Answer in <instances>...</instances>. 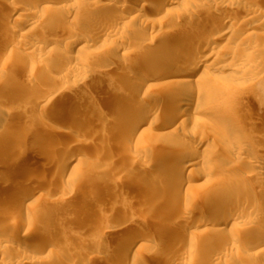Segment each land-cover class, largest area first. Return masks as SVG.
I'll return each mask as SVG.
<instances>
[{"label":"rangeland","instance_id":"obj_1","mask_svg":"<svg viewBox=\"0 0 264 264\" xmlns=\"http://www.w3.org/2000/svg\"><path fill=\"white\" fill-rule=\"evenodd\" d=\"M14 1L0 0L1 2L0 10L6 7L8 9L7 12H9L8 14L11 15V17H9L7 16V14H5L4 16H1V20H0L1 22L0 23V122H1L0 131L3 130L2 127L5 124L4 122H6L7 117L5 116H7L8 113H14L15 115H13V117H15L14 120L16 122L14 121L15 124L13 126L15 127L14 128L11 127L10 130L14 129V131L16 132L14 133V131L11 130L14 134L12 135L11 131L8 130L5 131L7 134L6 137L8 136L9 138L10 136V139L11 138L13 139L11 140L9 139V142L7 143L8 145L7 146L4 145L2 147L0 146L1 147L0 149L3 148L4 150L2 149V151H7L6 157L7 158L11 157V159L12 157L13 159H15L17 155L22 154L20 150L25 149L23 153H25L26 151L29 152V153L26 152V154L28 153L27 156L29 157L28 159L31 162L28 160L26 164L30 166L28 167L27 165V167L25 166L24 168H28L26 172L28 170L31 171L30 173H33L35 178L31 182L29 180L27 187L29 188V190L28 189L27 190L28 192L30 191L31 193L28 192L27 193L33 194L32 201H34L36 205L31 207L26 206L23 209L21 208L19 212L22 217L28 215L30 216L35 215L34 216L35 221H34V217L31 216L35 224L32 223L33 225L31 224L30 227L28 228L32 233L33 231L41 228L40 227L41 225L39 224L52 226L50 233L45 234L47 235L45 239L47 240L46 243L48 245L47 244L44 245L43 248L46 249L45 251L43 249V251L41 252L42 254H40L41 256L38 258L42 259L43 260V261L41 260L42 262H45L47 260L48 262L46 261V264L47 263L51 264L52 259L51 260L48 259L49 257H52L53 259L56 260L57 258L60 257L64 258L65 256L69 259L67 260L66 257H65L66 259L64 258L65 264H106V263L116 264L117 261L116 260L113 261V258H109L108 262L104 263L103 261L100 262V259L97 257H100L98 255H100L103 251L110 250L112 248H115L116 246H119V242L125 239L126 237H128L129 235L130 241L133 242L135 245L133 249V253H136L138 259L143 261V262L140 261L142 264L143 263L165 264L166 262L169 261L177 264H196L197 262L198 263L200 262L199 264H203V263L213 264L220 257L221 260H219L220 262L219 264H243V261L246 260L243 258L249 259L244 261L246 262L244 264H254L252 263L253 261H256L258 259L262 260L264 256V254H262L264 253V245L263 244L260 245V243L255 241L251 235L256 233V231L258 230V226H257L258 224H256V222L260 224L261 219H262L261 221H264L263 218L264 216L257 213L254 216L255 214L254 212H252L253 213L252 214L251 212L249 213L248 211L245 213L240 208L238 209L237 207L238 203L235 201L229 203L230 205L227 204L223 208V212H224L223 215L222 213L219 214L215 212L213 213L209 212L206 215L199 214L190 217L188 212L193 210L192 207L193 208L202 207V206L208 207L210 206V204L212 205V201L214 200L213 198L214 192H216V190L221 188L223 184H229L227 182L231 181L232 177L236 178L234 177L236 175H240L237 176L240 177L239 179L246 177V179L244 178L242 179L244 180L242 182L235 180L234 184L236 187L247 188L248 190H250L251 188L250 192L255 191L254 193L257 192L260 193V191L264 189L263 187L264 175L263 174L257 175L251 172L252 168L249 166L247 162L242 163L241 165L243 166L239 165V168L241 166L242 171L240 170L238 173L227 171V168L225 167H227V165L230 166V164H234L236 160L234 156L236 154L235 153L236 150L234 149L236 148L237 144L236 142H233L231 139L224 138L218 141L217 139H213L212 136L213 133L215 132L214 129L220 131V129L231 127L237 133H239L241 137H243L242 134L246 131L249 136L245 132L246 133L245 136L247 137L245 136L243 137L244 138L243 142L244 141L251 142L253 145V150L255 152V153L253 152L254 153L253 158L259 159V157L262 156L261 158L264 163V146H263L264 145L263 143L264 142V103H263L264 99L262 100L261 103L257 102L256 104L255 102L250 104L251 102L250 99L252 98V96L257 98L258 97L257 95L261 94L260 98L261 96L264 98V16H263L264 14L262 15L263 18L254 17V20L250 19L249 21L248 18L251 17H248V13H247L248 8L246 9V7L249 6L250 10L255 8L257 11L259 10L258 11L259 13L260 12L261 14L264 13V0H246V1L230 0L229 7L231 8H229L228 11L226 12H223V10L218 12V15H221L222 17H228L231 21L233 20L232 22L234 24L236 23L230 29L228 28L229 25L227 24L225 25L222 24L223 25L222 26L221 22L217 23L219 20H217L216 22V20L213 19L211 22L210 20L212 18H207L205 15L204 16L201 15L200 18L199 16L196 18L195 22L198 21L196 22L197 25L193 23L195 27L199 26L200 25L199 21L201 20H197V19H202L206 17V19H203L201 21V23L204 25H200V26L202 28H205V26L208 29L210 28L209 29L210 33L208 32L207 37L210 35L211 37L210 39L212 40V42H214V44L211 47V49L209 48L205 51V55L206 54L207 56L209 55V60H207L205 65L206 66L212 65V67L209 68L208 70V74L210 75V77H214L217 80L223 78L219 70L217 71L219 65L229 66V72H228L229 76L227 77V79H224L225 81L223 80L222 84L226 86L228 89H231L239 93L240 95L237 99V105H238L237 109L239 110V112L243 117L241 122L242 125L239 124L237 125L232 123L231 125L229 124L227 125L222 123L220 119L216 117L214 114V113H218V114L229 113L227 110L223 108V106H220L222 100L220 99L213 100L212 95H210V89L206 88L205 86H201L198 83V85L195 84L197 85L198 88L196 86H195L196 88L195 87L192 88L194 89V91H191L192 89L189 88V91L192 92L191 95L193 94L192 95L193 103L196 104L198 98L197 92L199 93L200 91L201 93L205 94V96H207V100H213V102L210 101V105L208 107L209 109L213 108V111L211 112L209 111L208 113L205 112V114L202 115V118H205L204 119L205 127L204 126L199 127L196 133L193 132L195 126H194V122H192L190 125H188V127H185V129H181L178 132H176L177 134L171 131L173 134H175L174 136L172 133H170V130L168 132V130L166 129L168 127L166 126V124L170 122L168 116H166L168 112L167 114L162 113L160 117H157L158 122L156 119L155 120L156 122H154L155 125L146 126L145 128L146 131L144 133L141 134L137 133L136 135H134L129 132L130 128L128 129V127H130L131 124L133 125V123L135 122L136 120L135 118L137 115L136 112H134L135 117H133L132 115L129 116V114L126 115V117H124L125 115L124 113H121V110L116 112L117 115L112 114L110 116L106 114L103 115L101 114L94 116L93 114H91V112L89 113L90 107H87V109L83 108L84 110L82 109L81 111L77 109V105L79 103L78 101H80L81 98L83 97L88 98L91 102L92 101L94 102L97 100L95 98L98 95H101L103 97H105V95H109V97L110 96L115 97L117 94H120V91L118 92L120 84L122 87H124L126 80L128 78H132L133 75L137 74L135 70L139 67L138 64L141 63L138 60L140 62L139 63L137 59L132 60L135 57L134 50L132 49L133 46L131 47L129 46V44L126 45V47L128 48H126L125 53L127 54V58L129 61L128 63L129 66L127 67V69L128 68L129 69L126 71L125 76L124 74L119 73V71H117L118 73L114 74L113 72H116L115 71L116 69H114L109 76L103 77V75L101 76L100 70L93 69L91 67H87L89 69L84 70L76 77L72 76L70 75V73H68L69 72L68 69L72 68L73 65H75V63L78 61L73 59L75 61L69 63V61L67 62V60H65L66 58L64 59L62 56L64 55V52H67L70 56L72 55L73 57H75L76 54L69 53L68 52L69 50L68 49L66 50V48L63 49V45H61L62 43L61 40H63L65 37L71 36L70 28L68 27L69 25L66 26L64 23V24H59L58 25L59 28L55 27L56 28L55 29L53 27V24L54 26L58 24L55 22L57 20H54L56 17L62 16L64 18L65 16L69 18L71 16L70 13L67 12L65 8H62V5L58 3V1L55 2L56 0H14ZM71 1L75 2V0H71ZM146 1L149 2L151 0H146ZM203 1L204 0L201 1L202 3L199 1L200 6L201 7L203 6L202 8H207V7L210 8L209 5H207V3L212 4L214 3L213 1L215 0L204 1L205 3ZM216 1L218 2L220 0H216ZM2 4L4 7H2ZM127 4L131 5L132 3L130 1H127ZM245 4L248 5L245 6ZM232 5H233V9H232ZM243 5L245 8L242 7ZM14 6L18 8L16 9L14 8ZM212 6L214 5L212 4ZM10 7L13 8L14 13L12 12V9ZM14 9H16V11H14ZM100 9L101 8L97 9L96 11L102 12V10ZM169 9H170L169 13L170 14L174 13V14L168 16L164 24L167 23H168L167 25L171 24L170 27L172 28V23L174 22V18H176L179 15V18H181L180 23L182 24V26L190 25L191 27H194V25H192V22H190L189 24V21L185 20L187 17V16L185 17V15H187L188 12H190L191 10L186 8L184 4L180 3L177 5H173ZM3 10L6 11L5 9ZM81 11L82 12L86 11V8L82 6ZM55 12H58L59 14ZM167 13L168 12L164 13L163 16H165ZM223 13H225V15ZM154 14L155 13H151L150 14L151 16L148 17V20L149 21L151 20L150 22L152 25L153 22L159 23L161 18L160 16ZM83 17H85V15ZM3 18L6 19L8 18V19L3 20ZM82 19L83 18H81V21L79 23L81 26L79 25V28L76 30V33H78L79 35H82L81 33L82 32L84 33L85 31V30L82 31L83 29L82 26L84 27V29H87L85 27L90 24L89 20L85 21L84 19L83 21ZM207 19L208 20L210 19L209 20L210 22H207L208 21ZM2 21H4V23H2ZM28 21L30 22L28 23ZM248 21L249 22L252 21L251 24ZM141 22L143 24L145 23L139 20L138 22L135 21V23L137 24H135L134 21H128V22L114 21L113 25L115 24L122 32L126 27H128L125 30L128 29L127 32L129 36L131 34L137 33V32L134 33V30L137 29L139 23L141 24ZM213 22L216 23L214 24ZM86 23L89 24L87 25ZM110 23L112 24V21ZM90 27L92 26L90 25L89 28ZM130 30L133 32L129 34V32H131ZM156 30L158 31V29ZM156 30L155 32L153 31L152 33L148 32L149 35L147 36L148 38H145L147 32L144 33L145 37L143 36L144 34L142 35V37L147 40L149 39V37H152V35L155 36L156 33H158ZM11 32L15 35H13ZM32 33L34 35H36L37 33L36 35L37 38H40L42 42L43 41L50 42L48 48L42 52L39 51L40 54L37 57L31 54L32 51H29L27 49H21V50L18 49V44L20 43V41L23 40L24 37L28 35H32ZM229 33L231 35L233 34L234 38ZM7 34L8 37H6L7 38L6 39L5 36ZM133 36L135 35H131V37ZM136 36H138V34ZM191 36L194 37L195 34L194 35L191 34ZM228 36L230 37V39ZM231 37L233 38L232 41H231L232 39ZM199 39L200 37L196 38V40ZM236 40H238V42ZM17 42L18 44H16ZM164 42H165L164 40L160 41L159 43L160 45L157 44V46L159 48L166 47L168 43L166 44ZM14 43L16 45H14ZM103 47H104V42L98 40L94 44L91 50V54L85 56L82 55L81 59H87L90 60L91 62L92 60L94 61V57L98 56L100 52L105 50ZM36 54L38 53L36 52ZM219 56L222 57V59L225 57V59L221 61V58ZM175 59H179L178 56ZM131 60L134 62L137 61L138 64L136 62L131 64L132 62ZM212 61H214L213 64H211ZM26 71L29 74L31 73V75L29 76V74L25 73ZM94 76H97L98 79H96V77ZM12 77L14 79L19 80V82H17V84L15 85V89L13 90L11 89L10 90L11 92H9V90L8 91L3 90L2 89L3 87L1 86L4 84V82L12 79ZM66 77L68 78L66 79ZM75 80H77L78 82H76ZM86 80L91 81L89 82V84H92L94 82L93 84L98 86V90L95 89L93 93L84 92L85 84L88 83V81ZM79 81H82L81 84H79ZM118 82L120 84H118ZM186 91L188 92V89ZM212 93L213 92H211V94ZM151 94L153 96H151ZM120 95H122V93ZM147 95H145V92L144 93L142 92L140 94V97H138V100L137 99L135 100L137 101V103H134L135 101H133L132 106L134 107L135 105H138L140 108L142 107L147 108L149 106L154 110L161 111L163 106L162 104L169 102V100L172 101L173 99L172 97L162 95L158 90L154 91L153 93L148 92ZM188 95H190V93ZM122 96L124 97V95ZM247 96L250 98H247ZM143 97L146 98L144 99ZM24 98H30V100L27 101H30L33 104V108L29 109V111L28 110L26 111L23 107V105L28 103ZM260 101L261 100H259V102ZM66 102H68L69 104L68 103L65 104ZM22 107L23 109L21 110L20 108ZM139 107L136 108L135 106L134 108L135 111L136 109H140ZM195 107H196L195 105L192 106V108L194 109ZM67 108L72 109L73 114L71 112L72 115L71 114L70 115L73 117V120L71 118L70 121H67L68 118H66L65 122L66 121L67 122L66 123L64 122V125L62 124L63 126L58 125L56 121L51 122L46 116L48 112L52 111V109L54 111L57 110L56 111L57 114L59 112H60L59 114L62 113L64 114V111ZM160 108L161 110H159ZM63 109L64 111H62ZM189 110L190 111L184 113L183 117H186L190 112H192V109ZM83 111L85 114H87L86 116L83 113ZM78 114H80L81 116ZM22 116L23 119H21ZM127 116H129L130 118ZM40 117L41 120L39 119ZM76 117H78L79 120L75 119ZM20 119H21L20 123L22 124L18 123ZM43 121H45V124H47V126L45 127L47 128V131L42 133L40 132L37 133V131L35 130L38 127V125L39 126L43 125L41 124V122L43 123ZM71 122L78 123L79 127H77L78 129L76 128L77 130V131L75 130L76 132L71 131L70 134L65 137H61L62 136L61 134L59 133L57 134V132H54V130H52L53 127L56 126L57 127L59 126L58 127L59 129L62 128L64 129L67 126H69ZM20 129L22 130L20 131ZM23 130L24 131L32 130V132L30 131L29 134L27 133L28 131L27 132L25 131L27 134L25 132L24 134H22ZM193 133L198 135V138L203 137L204 138L203 140H205L204 143L202 144L199 141L194 140L192 137ZM66 137H68V139ZM73 137H76V139L74 138L73 140ZM249 137L251 139H248ZM77 140H79V142ZM170 141L172 143H182L184 146H186L185 148L196 151L198 155H202L203 157L205 156L204 159L207 157L206 160H208V162L209 159L213 160L211 159L212 150L213 152L214 151L219 152L220 154L226 153L228 154L227 157H229V154L233 156L229 157L230 158L229 160L228 158L221 157V160L224 162L219 161L220 158L219 160L215 158L214 161H210V163L205 162L204 164L201 162L199 165L192 168L191 171H189V169H185L184 168L185 166L181 164V162L179 163L181 165L178 164L179 167L177 166V163H176V167L174 166L175 163H172L171 165H169L170 169L173 168L174 170H176V172L178 171L177 174L179 173L182 174V175L179 174L178 178L180 180L179 179L177 180L176 178L177 181L176 182L174 180L175 178L164 179L160 175V173L162 174L163 167H165L162 164L165 158L167 159V156H164L163 149L166 147L171 148V146L174 147V144H172ZM23 144L27 148L23 147ZM224 148L226 150H224ZM7 154L9 156H7ZM62 154L65 155L62 156ZM7 158L6 160L4 158H0V160L2 159L3 161V162L0 161V176L7 169L8 166L7 163H9V161L7 160H10V158L8 159ZM34 158L36 159L38 158V159L36 160ZM138 159L139 160L141 159L143 161L147 160L151 163L147 162L149 163V164L146 163L148 167L145 165V167L141 168L142 171L145 172L144 173L142 172L141 177L137 179L130 176V173L128 171L130 166L135 164V163L133 164L134 160L135 162H138ZM5 161H7V163ZM228 161H231L230 164ZM221 162H222V167L225 164L227 165H225L223 168L221 167L220 169L219 165L221 166ZM32 164L35 166H32ZM208 165L210 166V168L211 166L214 167L215 165L216 166L218 165L216 169L217 170L220 169V171L218 172V174L219 173L220 174L219 175L216 174L217 173L216 170L215 175L211 177L213 180V181L210 180L211 182L205 181L204 178L205 175L208 172H210L209 171L210 168ZM247 170L248 172L245 174L244 172ZM214 176H215V180H214ZM220 176H221V180H219ZM158 178L160 179V181ZM217 179L219 182L217 181ZM137 180H139V182ZM108 181L109 183H107ZM247 182L250 183V185ZM25 183L27 182L25 181ZM110 183L113 185L112 186L113 188H111ZM260 183H262V185ZM105 184L106 185L108 184L107 186L110 187L109 188L110 193H107V195L103 193V189L105 190L107 188L105 187ZM178 184H179V188L177 190H174L175 187L173 186L178 187ZM246 184L249 185V188L247 187L248 185ZM255 184H257V186ZM6 188L8 187L5 188L0 187V193H2L4 190H7ZM141 188L142 189L146 188V191H144L143 194L142 191L140 192ZM101 191L103 194L101 193ZM25 195L27 194L23 195L22 193L11 197H7V196L5 197H7L8 200H12L11 199L12 197L17 198ZM211 195L213 197H211ZM261 204L264 205L263 200L261 201ZM29 208L32 209L30 210ZM9 209L1 208L0 218L10 217L12 214ZM241 214L243 216L244 221H251V219L253 218L251 222L253 223L255 222L254 226L256 224V226L251 231L247 232L248 234L245 232V234H247L246 236L250 238L248 237L246 238L244 234L245 230L244 231L241 230V233H239V237L241 240H243L244 243L242 242L241 245H238V247L237 245L233 246L229 242L226 243V241L229 239V236H227L228 238L226 237L223 239L225 246H223L224 243L223 245L221 244L222 242L220 243L217 242L218 245H215L217 244L216 242H214L215 240L212 241L215 244H213L210 241L214 238V236H212L213 232L215 233L217 229L220 228L219 226H217L216 223L218 219L219 220L222 218L226 219V217L232 218V216L234 217V215H241ZM183 218H185V221L187 223L185 224L186 226L185 228L187 230L189 229L194 232L196 242L198 244L192 243L193 241L191 240L190 237L183 236L182 238L178 239L176 236H174V233L177 231V229L175 228L176 221L177 220H178L177 222H179L180 220L182 221ZM163 224L168 225L169 229H171L172 232L169 233L168 236L167 235L164 236L165 238L158 237L156 235L157 233H155L157 232L156 229L159 227V225H163ZM142 226L143 227L147 226L146 228L149 230L148 232L150 236L147 233L139 235L138 228ZM99 233L101 234V236ZM139 236L142 237L140 238ZM10 237L11 236H9L8 234L5 235L2 234V236L0 235V238L4 240L3 242H5V244L8 245L9 247L8 248L9 253H6L5 256L7 257L8 261L9 260L13 261L17 259L18 256L20 255L23 256V254H19L16 251V247L19 245H17L15 241H13V238ZM57 237L59 238V240ZM207 237H210L209 243L207 242L204 243L205 241L204 239H206ZM262 237L264 238V236ZM60 240L62 242L65 241V243L68 244V246H66L65 243H64L65 245L63 243L60 244L59 243ZM176 243L178 244L179 247L178 246L176 247L177 245ZM206 243L208 246L206 245ZM200 245L201 247H198ZM202 245L205 247L204 249L206 250L208 249L209 253H211L210 255L207 251L206 252L207 254L205 253L204 257L202 256L203 254L200 251H203V249H199V248H203ZM220 246L223 247L219 248ZM28 247L31 248L32 246H28ZM33 247L32 248L35 250L38 248L36 247V245ZM194 247H198V248H194ZM22 248H24L23 250L25 253L22 258H24L26 255L28 256L29 254H32L31 251H35L33 249H31L30 251H26L29 249V248L26 249L27 248L26 246ZM65 248L67 249V251ZM49 251L51 252L49 253ZM214 251H217L218 254L216 253V255L218 258L216 257V255H214L215 254ZM52 252L56 254L55 255L56 258L54 257V255L50 256ZM232 252L234 253L235 256L231 255L233 254ZM67 253L69 254V256H71V258L67 256ZM61 254L62 256H60ZM171 254L173 255V259H171L172 258ZM153 255L156 257H153ZM211 255H214L215 257L214 256L210 257ZM251 257H253L254 260L253 258L251 259ZM214 258H216V260ZM204 259L206 260V262ZM210 260L212 261L208 262ZM31 261L28 260V262L26 263L35 264L34 261L33 262ZM0 264H5V263L0 262ZM6 264H10V263L7 262ZM123 264L126 263L123 262Z\"/></svg>","mask_w":264,"mask_h":264},{"label":"bare ground","instance_id":"obj_2","mask_svg":"<svg viewBox=\"0 0 264 264\" xmlns=\"http://www.w3.org/2000/svg\"><path fill=\"white\" fill-rule=\"evenodd\" d=\"M57 1H58V3H60L62 5V8H65L67 10V12H69L70 15H71L69 18L65 17V16L63 18L62 16L58 15L59 14L58 12H55V13H58L57 15L59 17H56L54 20H57L59 22L55 21L56 23H58L55 26L53 24V27L55 28V27H58L59 24H64L65 23V25L66 26L69 25L68 27L70 28L71 36L65 37L63 40H61V42H62L61 45H63V49L66 48V50L67 49L69 50L68 51L69 53H71V54L75 53L76 54L75 55L76 58H75L72 55L70 56L67 52L63 51L64 55L62 57L64 59L66 58L65 60H67V62L69 61V63L73 62L75 60L78 61V62L75 63V65H73L72 68L68 69V71H69L68 73H70V75L76 77L77 75H79L84 70L89 69L87 67H91L93 69L100 70L101 71V76L103 75V77L109 76L110 73L113 72L114 69H116L115 70L116 72H113L114 74L118 73L117 71H119V73L124 74V76H125L126 71L129 69V68L127 69V67L129 66V64H128L129 61H128V58H127V54L125 53L126 48H128V47H126L127 44H129V46H131V47L133 46L132 49L134 50V54H135L134 56L135 57L132 60H136L137 59V61L139 60L141 62L140 63L138 61L140 63V64H138L137 61H135L138 64V66H139L135 70V72H137V74L133 75L132 78H128L126 80V82H125V86L124 87H122L121 84L118 82V84H120V86H119L120 90L118 89V92L120 91V94L122 93V95H124V97L122 95H120V94H117V93H116L117 95L115 97H113V96L109 97V95H105V97H103L101 95H98L95 98L97 100L94 101V102L93 101L91 102L88 98L83 97V98H81L80 101H78L79 102L78 105H77V109L78 110L81 111L83 108L87 109V107H90L89 108V113L91 112V114H93L94 116L101 115V114L102 115L106 114V115H110V116L112 114L113 115H117L116 112L121 110V113H124V115H125V116L123 115L124 117H126V115H128V114H129V116L132 115L133 117H135L134 116V112H136L137 115H136V118H135L136 119L135 122L133 123V125L131 124L130 127L127 126L128 129L130 128L129 132L134 134V135H136L137 133L138 134L139 133L140 134L144 133L146 131V129H145L146 126L155 125L154 122H156L155 120L157 119V117H160V115L162 113H164V114L166 113L167 114V112H168V114L166 115V116H168V118L170 120V122L167 123L168 125L166 124V126H168L166 128L168 130V132L170 130V133H172V132L176 133V132H178L181 129H185V127H188V125H190L192 122H194V126L195 127L193 126L194 127V131L193 132L196 133L198 131L199 127L205 125V120H204L205 118H202V115H204L205 112L208 113L209 111L210 112L213 111V108H210V109L208 108L209 105H210V101L213 102V100H216V99L219 100L220 99V100H222V102L220 103V106H223V108L225 110H227L229 113L228 114H225V113H221V114L214 113L215 116L218 117L220 119V121L222 123H224V124L231 125V123H232V124L242 125L241 122H242L243 117H242L241 113L239 112V110L237 109L238 108L237 99H238V97L240 95H239V93H237V92H235V91H233L231 89H228L226 86H224L222 84L223 80L227 79V77L229 76V74H228L229 66H220L219 64H217V65H219V68H217V71L219 70L220 74L223 76V78H221L220 80H217L214 77H210V75L208 74V70H209V68L212 67V65H210V66H206L205 65L207 60H209V55L208 56H207V54L205 55V51L207 49H209V48L211 49V47L213 46L214 42H212V40L210 39L211 38L210 35L207 37V34H208L210 28L208 29V28H206V26H205V28H202L200 26V25H204V24L201 23V21L203 19H206V17L207 18H212L211 20L209 19L211 22L214 19V20H216V22H217V20H219L217 23L221 22V25L222 24L229 25V27H228L229 29L232 26H234L236 23L234 24L232 22L233 20L231 21L228 17H222L221 15H218L219 11L223 10V12H226V11H228L229 8H231V7H229L230 6V4H229L230 0H220L218 2L215 0V1H213L214 3H212L214 6H212V4H208L207 3V5H209L210 8H208V7L207 8H202L203 6L201 7L200 4H199V1L201 2L202 0H151L149 2L146 1V0H75V2H73L71 0H56L55 2H57ZM127 1H130L132 4L131 5L127 4ZM204 1H210V0H204ZM14 2H16V1H14ZM180 3L184 4V6H186V8L191 10V11L189 10L191 13L188 12V14L185 15V17L187 16L185 20L189 21V24H190V22H192V25L196 24V22H198V21L195 22V20H196V18L198 16H199V18H200L201 15L202 16H204V15L206 16L205 18L197 19V20H201V21H199L200 22L199 26H196V27H195V25H194V27H191L190 25L189 26L188 25L187 26H182V24L180 23L181 18H179V15L176 18H174V22L172 23V28L170 27L171 24L170 25H167L168 23L164 24V22H166L168 16L174 14V13L173 14L169 13V10H170L169 8L171 6H173V5H177V4H180ZM0 4H1V2H0ZM247 5L245 4V6H247ZM82 6H84L86 8V11H83L84 13L81 11ZM199 6H200V8H199ZM2 7H4L3 4H2ZM242 7L245 8L244 5ZM14 8H16V6H14ZM99 8H101L100 10H102V12H97L96 11ZM247 8H248V10H247L248 11L247 12L248 13V17H251V18L247 17L249 19V21H250V19L254 20V17L255 18L262 17V15L264 14V13L261 14V12L259 13L258 12L259 10L257 11L255 8L252 9V10L249 9V6L246 7V9ZM3 9H5L6 11H4ZM11 9H12V12H13V8H11ZM16 9H14V11H16ZM232 9H233V5H232ZM7 10L8 9L6 7L2 8V10H0V20H1V16H4L5 14H7V16L11 17V15L8 14L9 12H7ZM91 11H94V12H91ZM166 12H168V13L165 16H163L164 13H166ZM13 13H11V14H13ZM151 13H155L156 15L161 17L159 23H154L152 21L153 25L151 24V22H150L151 20L150 21L148 20V17L151 16L150 15ZM223 14L225 15V13H223ZM84 15H85V17H83ZM81 18H83L82 19L83 21H84V19H85V21L89 20L90 24L86 23L87 25L89 24L88 26L85 27L87 29H84V27L82 26V28H83V29L81 28L82 31L83 30H85V31H84V33L83 32L81 33L82 35H79L78 33H76V30L79 28V25H80L79 23L81 21ZM4 19H6V18H3V20ZM138 20L139 21H143L145 23L144 24L142 22H141V24L139 23L140 26L138 25L137 29L134 30V33L135 32H137V33L131 34V35H135L133 37H131V35L128 36V32H127L128 29L125 30L128 27H126L124 29L125 31L122 29L123 30V32H122V31L119 30V28L115 24L113 25L114 21L115 22L134 21V23H135V21L138 22ZM209 20L207 22H210ZM111 21H112V24L110 23ZM154 21H156V20H154ZM24 22H25V20H24ZM29 22L30 21H28V23ZM251 22H249V23L251 24ZM2 23H4V21H2ZM110 24L113 25V26H111ZM135 24H137V23H135ZM90 25L92 27L89 28ZM214 26H216V25H214ZM249 26H248V28H249ZM48 29H50V28H48ZM132 29H134V28H132ZM156 29H158V31ZM155 30L158 32V33H156L155 36L152 35V37H149V39H147V40L142 37V35L147 32L146 37H145V34L143 36L145 38H148L147 37V36H149L148 32L152 33L153 31L155 32ZM250 30H251V28H250ZM35 31H37V30H35ZM132 32L133 31L129 32V34L132 33ZM193 33L195 34L194 37H196V38L200 37V39H199L200 41L196 40V38L191 36V34L194 35ZM12 34H11V36H12ZM137 34H138V36H136ZM196 34H197V36H196ZM13 35H15V34H13ZM36 35H37V33H36ZM36 35H34L32 33V35H28V36L24 37V39L21 40L19 44L17 42L16 44H18V49H20V50L21 49H27L29 51H32L31 54H33V55H35L37 57L40 54V52H42V51H44V50H46L48 48V45L50 44V42H45V41L42 42V40H40V38H37ZM231 36L234 38L233 34ZM6 37H8V34L5 36V38ZM161 37L164 38V39H162ZM9 38H10V36H9ZM233 38L231 39V41L233 40ZM161 39L165 41L164 43H166V44L168 43L166 47L162 46L163 48H159L157 46V44H159L160 41H162ZM229 39H230V37H229ZM236 39H239V38H236ZM48 40H50V39H48ZM98 40L104 42V47L103 48L105 49L104 51L100 52L101 54L99 53L100 56H99V54H98V56H95L94 57V61L92 60V62L90 60H87V59H81L82 55L85 56V55H90L91 54V50H92L94 44ZM234 41H235V39H234ZM236 41L238 42V40H236ZM16 44L14 43V45H16ZM238 46H239V44H238ZM36 52L38 54H36ZM177 56H178L179 59H175V58H177ZM39 58H40V56H39ZM63 58H61V59H63ZM220 58H221V61H223L225 59V57L223 59H222V57H220ZM73 59H75V60H73ZM111 59H112V61H111ZM135 62L132 61L131 64L135 63ZM213 62L214 61H212L211 64H213ZM216 63H217V61H216ZM91 71H92V69H91ZM25 73H27V71ZM27 74H29V73H27ZM30 75H31V73L29 74V76ZM97 76H94V77H96V79H98ZM119 76H121V75H119ZM68 77H66V79ZM78 80H79V78H78ZM75 81L78 82L77 80H75ZM82 81H79V84H81ZM86 81H88V80H86ZM17 82H19V80L18 79H14L12 77V79L4 82V84L1 87H3L2 88L3 90H6V91L9 90V92H11L10 90L11 89L12 90L15 89V85L17 84ZM89 82H91V81H88V83L85 84L84 92H92L93 93V91H95V89L98 90V86L94 85L93 84L94 82L92 84H89ZM198 83L201 86H205L206 88L210 89V95H212L213 100H207V96H205V94H203V93H201L199 91V93L197 92V94H198L197 95L198 96L197 102H196V104L193 103V96H192L193 94L191 95V93H192L191 91H194V89H192V88H194L195 86L197 87ZM195 84H197V85H195ZM189 88L192 89V90L189 91ZM187 89H188V92L186 91ZM156 90H158L164 96L166 95L168 97H172L173 98L172 101L169 100V102H166V103L162 102L163 103L162 104L163 105L162 106V110H161V108L159 109L161 111L154 110V109L150 108L149 106L147 108L146 107H142L143 108L142 109L138 105H135V106H136V108L139 107L140 109H136V111H135V109H134L135 106L134 107L132 106L133 105V101H135L136 99L138 100V97H140V94L142 92L143 93L145 92V95H147L148 92L149 93L150 92L153 93ZM211 92H213V93L211 94ZM189 93H190V95H188ZM260 95L261 94H258L257 98L252 96V98L250 99V101H251L250 104L251 103H255V102H256V104H257V102L261 103L264 98L262 96L260 98ZM149 96H150V94H149ZM151 96H153V95L151 94ZM247 98H250V97L247 96ZM24 99L26 101L30 100V98H24ZM259 100H261V101L259 102ZM246 101H247V99H246ZM27 102L28 103L23 105V107H24V109L26 111L27 110L29 111V109L33 108V104L30 101H27ZM67 103L68 102H66L65 104H67ZM134 103H137V101H135ZM193 105L196 106L195 109L192 108ZM23 107L20 108V109L22 110ZM70 108H67L65 111H64V109H65L64 108L62 110V111H64V114L63 113L59 114L60 112L57 114L56 111L58 110V108H57L56 111H54L55 110V108H54V110L52 109V111L48 112L46 116L51 122L56 121L58 125H62V124L64 125V122H65L66 118H68L67 121H70L71 118L73 120V117L71 116L73 114V112H72V109H70ZM133 109H134V111H133ZM189 109H192V112H190L186 117H183L185 112L190 111ZM163 111H165V112H163ZM71 112H72V114H71ZM83 113H84V111H83ZM13 115H15V114L14 113H8V115L5 116V117H7L6 118V122H4L5 124L4 123H3L4 125L1 124V125H3V127H2L3 130L0 131V146L1 147L4 146V145L7 146L8 145L7 143L9 142V139H10V136H9V138H8V136L6 137L7 134H6L5 131H7V130L11 131L12 129L10 130V128L11 127H13V128L15 127L13 125L15 124L16 121L14 120L15 117H13ZM78 115H80V114H78ZM86 115L87 114H85V116ZM80 116H79V118H80ZM129 116H127V117H129ZM82 117H83V115H82ZM21 119H23V116H22ZM21 119L19 120L18 123H20ZM39 119L41 120V117ZM75 119L79 120L78 117H76ZM74 121H76V120H74ZM101 122H102V120H101ZM157 122H158V119H157ZM81 123H82V121H81ZM20 124H22V123H20ZM41 124H43V125H41V126L38 125V127L35 130V131H37V133L38 132L42 133V132H46L47 131V128H45L47 126V124H45V121H43V123L41 122ZM67 125H69V124H67ZM58 127L57 126L53 127L52 130H54V132H57V134L58 133L61 134L62 135L61 137H65V136L69 135L71 131L72 132L75 131L76 128L79 127V125H78V123H75V122L72 123L71 122V124L69 126H67L66 128H64V129L63 128L59 129ZM81 127H82V125H81ZM25 129H27V128H25ZM21 130L22 129H20V131ZM32 130H33V128H32ZM32 130H30V131L32 132ZM214 130H215V132L212 135L213 139H217L218 141L221 140V139H224V138L225 139H231L233 142H236V144H237L236 148L234 149V150L237 151V152L235 151L236 154L234 155L236 160H235L234 164H230L231 161H228L230 166L225 164V165H227V167H225V168H227V171H232L233 173H238L240 170L242 171L241 166H243V165H241V164L244 163V162L245 163L247 162L249 164V166L252 168L251 172H253L254 174H257V175H259V174H263L264 175V163H263V160L261 158L262 156H260L259 159L258 158L257 159L253 158L255 152L253 150L252 143L249 142L248 140H246L248 142H245V141L243 142V140H244L243 137L247 133L246 131H245L246 133L245 132L243 134L241 133L242 136H243V137H241V135L239 133H237L231 127L220 129V131L219 130L217 131V129H214ZM12 131H14V129ZM25 131L23 130L22 134H24ZM30 131H28L27 133H29ZM15 132L16 131H14V133ZM194 133H193V136H192L193 139L197 140V141H199L200 143L203 144L204 141H205V140H203L204 138L203 137L198 138V135H196ZM11 134L14 135L13 132ZM132 134H130V135H132ZM174 135L175 134H173V136ZM247 135H248V133H247ZM72 136H71V139H72ZM245 137H247V136H245ZM20 138H23V137H20ZM24 138H25V135H24ZM66 138L68 139V137H66ZM74 138L76 139V137H73V140H74ZM11 139H13V138H11ZM248 139H251V138L249 137ZM24 140H26V139H24ZM77 141L79 142V140H77ZM171 143H170V145H171ZM172 144H174V147L171 146V148H169V147L167 148L166 147V148L163 149L164 156H167V159L165 158L163 164L162 163L161 164L163 166H165L166 168L162 166L163 167V171H162V174L160 173V175L164 179H166V178H168V179L175 178L174 179L175 181H176V178H177V180L179 179L178 176L181 173L177 174L178 171L176 172V170H174L173 168L170 169L169 165H171L172 163H175V165L174 164L173 165L176 167V163H177V166H178V164L181 162V164H183L185 166L184 167L185 169H189V171H191L192 168L196 167L201 162L204 163V164H205V162L210 163V161H214L215 158L218 159V160L220 158L219 161H222L221 157L228 158V160H229L230 159L229 157L233 156V155L231 156V154H229V157H227L228 154H226V153L220 154L219 152H215V151L213 152V150H212L211 159H213V160L209 159V162H208V160H206L207 157L204 159L205 156L203 157L202 155H198L196 153V151H193L191 149L185 148L186 146H184L182 143H172ZM23 147H26V146H24V144H23ZM2 149H0L1 150L0 158H4L6 160V158H7L6 157V152L7 151H2ZM70 149H72V148H70ZM224 150H226V149L224 148ZM20 151L22 152V154L17 155V157L15 159H13V157H12V159H11V157H8V158H10V160H7V161H9V163H7V161H5L8 164L7 169L0 176V187L1 188L8 187V188H6L7 190H4L2 193H0V209L1 208H5V209L6 208H8V209L10 208L9 210H10V212L12 214L8 218H6V217H3L4 219L0 218V235L2 236V234H4V235L8 234L9 236H11L13 238V241H15V243L17 245H19V246L16 247V251L19 254H23V256H24L25 253H24V250H23L24 248H22V247L26 246L27 247L26 249H28L29 248L28 246H32V247L35 246V245H36V247H38L39 245L40 246L36 250L33 249L35 247H33V248L31 247L28 250H26V251H30L31 249L35 250V251H31L33 255L29 254L28 256L26 255L24 258H22L23 257L22 255H20L21 257L18 256L17 259H15L13 261H11V260L8 261L7 257L5 255H6V253H9L8 252V250H9L8 248L9 247H8V245L5 244V242H3L4 240H2L0 238V248H1V250H0V262H3L5 264L7 262L10 263V264H27L26 262H28V260L29 261L33 260L35 264H44V263L46 264L47 260L46 261L44 260L45 262H42L43 260L39 259L38 257L41 256L40 254H42L41 252L44 249L43 247H44L45 244H47L46 243L47 240L45 239V237H47V235H45V234L50 233V230L52 229L51 228L52 226L39 224V225H41L40 226L41 228L37 229L35 227L37 230L33 231V233H32L28 228L30 227V225L32 223L35 224L34 223V221H35V217L34 216L35 215L34 216L31 215L32 217H34V221H33V219L31 218L30 215L22 217L20 212H19L21 208L23 209L26 206L31 207V206L36 205L35 202L32 201V195L33 194H28V193H31V192L30 191L28 192L29 188H27L29 180L31 182V181L34 180L35 177H34L33 173H30L31 171L28 170L29 172L28 171L26 172V170L28 168H24L25 166L27 167V165H28L26 163L29 160L28 159L29 157L27 156V154L29 152L26 151V152H28L27 154H26V152L23 153L25 151V149L20 150ZM64 155L65 154H62V156H64ZM7 156H9V155L7 154ZM31 157H33V156H31ZM139 158H140V156H139ZM34 159H36V158H34ZM36 160H33V161H36ZM0 161H2V159ZM138 162H135V160H134L133 164L134 163L135 164L131 165L130 168H129V171H128L130 173V176H132L133 178H137V179L139 177H141V175H142L143 171H142L141 168L145 167L146 163L149 162V161H147V160L143 161L141 159L140 160L138 159ZM222 162H224V161H222ZM222 162H221V166L219 165L220 169L222 167ZM136 163H138V164H136ZM149 163H151V162H149ZM149 163H147V164H149ZM33 164H32V166H35ZM181 164H179V165H181ZM239 165H241L240 168H239ZM29 166L30 165H28V167ZM217 166L216 165L214 167L211 166V168L209 166V168H210L209 171L210 172H208L205 175V177H204L205 181H207V182H209L210 180L213 181L211 177H213V175H215V172L217 170L216 169ZM171 167H173V166H171ZM36 168H34V169H36ZM24 169H25V171H24ZM220 169L217 170L216 174H218ZM247 172H248V170L245 171L244 173L246 174ZM237 176H240V175L234 176L236 178L232 177V180H234V181H232L229 178L231 180V181L227 182L229 184H223L221 186V188L216 190V192H214V197L211 195V197L214 198L213 201L211 199L212 205L210 204V206H208V207H206V206L195 207V206H197V205H195L194 206L195 208L192 207L193 210L188 212L189 216L193 217V216L199 215V214H201V215L205 214L206 215L209 212L210 213L211 212L212 213L215 212V213H219V214L222 213V215H223L224 214L223 208L227 204H229V203H231L233 201L237 202L238 203V205H237L238 209L240 208L245 213L248 211L249 213L250 212L251 213L254 212L255 213L254 216L256 215V213L264 216V205L261 204V201L262 200L264 201V189L262 188L263 190L260 191V193H258V192L254 193L255 191L254 192L253 191L250 192L251 188H250V190H248L247 188L236 187L235 184H234L235 180L236 181L238 180V181H241V182L244 181V180H242L244 177L242 179H239L240 177H237ZM37 177H38V175H37ZM39 177H40V175H39ZM25 178L26 179L28 178L27 179L28 181ZM244 179H246V177ZM214 180H215V176H214ZM219 180H221V176H220ZM224 180H226V179H224ZM247 180H249V179H247ZM25 181L27 183H25ZM137 181L139 182V180H137ZM140 181H142V180H140ZM159 181H160V179H159ZM171 181H173V180H171ZM217 181H218V179H217ZM253 181H254V179H253ZM107 183H109V181ZM111 183H110V186H111V188H113L112 187L113 185ZM248 184L250 185V183H248ZM248 184H246V185H248ZM260 184L262 185V183H260ZM107 185L105 184V187H107V188L105 190L103 189V193H105L106 195H107V193H110V189H109L110 187H108ZM249 185L247 186L248 188H249ZM255 185L257 186V184H255ZM176 186H177V184H176ZM176 186H173V187H175L174 190H177L179 188V184H178V187H176ZM143 187H145V186H143ZM141 189H140V192L142 191V194H143L144 191H146V188H143L142 190ZM257 189H260V188H257ZM174 190H172V191H174ZM111 192H112V189H111ZM22 193H23V195L24 194H27V195L22 196V197H17V198L12 197L11 198L12 200H8L7 199V197H11V196H14V195H17V194H22ZM101 193H102V191H101ZM5 196H7V197H5ZM71 201H73V200H71ZM70 203H72V202H70ZM29 209L31 210L32 208H29ZM3 211H5V210H3ZM221 217H223V216H221ZM252 219H251V221H252ZM218 220H217L216 223H217V226H219L220 228L217 229V231L215 233L213 232L212 236H214V238L213 237H212L213 239L211 238L212 239V240H210L211 242L213 240H215L214 242H216V243L217 242H219V243L222 242L221 244L223 245V243H224L223 239L226 238L227 236H229V239L226 241V243L229 242L233 246L237 245V247H238V245H241V243L243 242V240H241L240 237H239V233H241V230H243V231L245 230L244 231V234H245V232L247 233V232L251 231L256 226V224H258L257 225L258 226V230L256 231V233H254L251 236L253 237V239L255 241L260 243V245H262V244L264 245V238L262 237V236H264V221H261L262 219L260 220L261 223L259 224V223L256 222L255 226H254L255 222L253 223L251 221H244L242 214L241 215H234V217L232 216V218H227L226 217V219L222 218L219 221ZM177 221H176V227H175L177 229V231L174 233V236H176L178 239L182 238L183 236H187V237L191 238V240L193 241L192 243L198 244L196 242V238H195L194 232L189 230V229L187 230L185 228L186 227L185 224H187L186 221H185V218H183L182 221L180 220L181 222L180 221L177 222ZM39 225H37V226H39ZM146 227L142 226V227L138 228L139 235L140 234H144V233L145 234L147 233L149 235V232H148L149 230ZM107 230H105V231H107ZM156 231L157 232H155V233H157L156 235L158 237H164L166 235L168 236L169 233H172L171 229H169V226L166 225V224L159 225V227L156 229ZM53 232H54V230H53ZM51 234H52V232H51ZM247 234H245V236ZM48 235H50V234H48ZM148 235H146V236H148ZM100 236H101V234H100ZM210 237H207L208 241H207V238L204 239L205 240L204 243L205 242L209 243V238ZM247 237L248 236H246V238ZM248 238H250V237H248ZM261 238H263V239H261ZM58 240H59V238H58ZM58 240H57V243H58ZM181 241H184V240H181ZM59 243L60 244H62V243L64 244L65 241L62 242L60 240ZM207 243H206V245H207ZM213 244H215V243H213ZM213 244H211V245H213ZM215 245H218V243L215 244ZM66 246H68V244H66ZM177 246H178V244L176 245V247ZM223 246H225V243H224ZM223 246H220L219 248H221ZM134 247H135V245H134L133 242L130 241V236L128 235V237H126L125 239H123V240H121L119 242V246H116L115 248H112L110 250L103 251L100 255H98L100 257H97V258L100 259V262L103 261L104 263L108 262L109 258H113V261L114 260L117 261L116 264L117 263L123 264V262L126 263V264H142L141 262H143V261L138 259L136 253H133ZM198 247H201V245L198 246ZM198 247H194V248H198ZM66 248H68V247H66ZM69 248H70V246H69ZM204 248H205L204 246H203V248H199V249H203V251H200V252H202V254H203L202 256L203 257H204V254L208 251V249L206 250ZM45 249H44V251H45ZM220 250H222V249H220ZM66 251H67V249H66ZM232 251H233V249H232ZM50 252L51 251H49V253ZM214 252H215L214 255H216L217 251H214ZM208 253H209V251H208ZM212 253H213V251H212ZM26 254H28V253H26ZM84 254H86V253H84ZM210 254L211 253H209V255ZM262 254H264V253H262ZM52 255H54V257H55L56 254H54L52 252L50 254V256H52ZM209 255H206V256H209ZM214 255H211L210 257H212ZM231 255L235 256L234 253L231 254ZM47 256H49V255H47ZM60 256H62V254ZM63 256H65V255H63ZM67 256H69L68 253H67ZM149 256H151V255H149ZM149 256H148V258H149ZM261 256H263V255H261ZM57 257H58V255H57ZM69 257L71 258V256H69ZM72 257H74V256H72ZM153 257H156V256L153 255ZM200 257H201V255H200ZM216 257H217V255H216ZM253 257H251V259ZM64 258L60 257V258H57L55 260L52 257H49L48 259L55 260V261L51 260V264H65V259L67 257L65 259ZM254 258H253V260H254ZM171 259H173V255H172ZM214 259L216 260V258H214ZM243 259L249 260L248 258H243ZM67 260H69V259L67 258ZM153 260H155V259H153ZM197 260H199V259H197ZM219 260H221V257L218 258L217 261L215 263H213V264H219L220 263ZM246 260H244V261H246ZM33 261H31V262H33ZM211 261L212 260H210L208 262H211ZM244 261H243V264L246 263ZM205 262H206V260H205ZM199 263L197 262L196 264H199ZM252 263H254V264H257V263L258 264H264V256H263L262 260L258 259L256 261H253ZM47 264H50V263H47ZM165 264H177V263L169 261V262H166Z\"/></svg>","mask_w":264,"mask_h":264}]
</instances>
